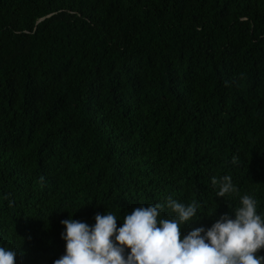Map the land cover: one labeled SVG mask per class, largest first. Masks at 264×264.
Here are the masks:
<instances>
[{"label":"trees","instance_id":"1","mask_svg":"<svg viewBox=\"0 0 264 264\" xmlns=\"http://www.w3.org/2000/svg\"><path fill=\"white\" fill-rule=\"evenodd\" d=\"M225 175L238 194L219 198ZM245 194L264 215V0H0V246L16 264H53L68 218L195 201L183 235Z\"/></svg>","mask_w":264,"mask_h":264},{"label":"clouds","instance_id":"2","mask_svg":"<svg viewBox=\"0 0 264 264\" xmlns=\"http://www.w3.org/2000/svg\"><path fill=\"white\" fill-rule=\"evenodd\" d=\"M219 184L217 197L238 194L230 176L212 180ZM175 214L161 219L163 207ZM199 204L180 203L168 197L159 203L138 206L118 218L97 213L94 224L68 218L61 221L64 253L53 264H264V215L257 213L251 195L240 196L233 214L225 212L210 227L182 230L198 221ZM18 252L0 246V264H16Z\"/></svg>","mask_w":264,"mask_h":264}]
</instances>
